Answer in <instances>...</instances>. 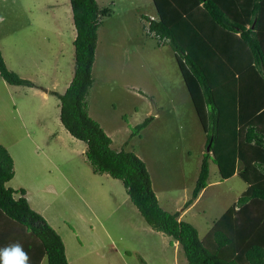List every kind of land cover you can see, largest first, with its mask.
I'll use <instances>...</instances> for the list:
<instances>
[{
	"label": "rangeland",
	"instance_id": "374dc122",
	"mask_svg": "<svg viewBox=\"0 0 264 264\" xmlns=\"http://www.w3.org/2000/svg\"><path fill=\"white\" fill-rule=\"evenodd\" d=\"M96 2L110 14L101 16L97 27L87 112L111 138L112 148L132 150L144 161L161 207L182 211L181 219L202 238L247 184L236 173L220 178L209 156L205 185L183 210L205 151L204 132L172 49L146 28L144 16L156 15L153 3ZM73 36L68 0H0L2 58L33 83L10 84L0 76V143L14 169L6 185L27 188L28 203L41 206L60 235L68 264H184L178 243L143 220L118 178L91 170L85 143L58 119V100L44 85L56 78V90L62 91L68 83ZM153 108L151 121L128 137ZM48 182L53 187L46 190Z\"/></svg>",
	"mask_w": 264,
	"mask_h": 264
},
{
	"label": "trees",
	"instance_id": "16d2710c",
	"mask_svg": "<svg viewBox=\"0 0 264 264\" xmlns=\"http://www.w3.org/2000/svg\"><path fill=\"white\" fill-rule=\"evenodd\" d=\"M74 27L73 71L58 100V119L83 151L91 170L118 178L143 220L169 235L182 250L184 264H264V0H151L154 17L146 28L168 43L194 112L204 147L187 207L204 187L211 156L219 177L236 173L247 184L212 221L202 238L177 210L160 206L144 161L132 150L114 149L111 139L87 112L85 95L101 16L96 0H68ZM0 76L10 84L33 85L9 69L0 52ZM152 118L135 123V135ZM127 140L124 141L126 143ZM13 159L0 143V248L19 242L30 264H68L60 235L33 209L24 187L7 186Z\"/></svg>",
	"mask_w": 264,
	"mask_h": 264
},
{
	"label": "clouds",
	"instance_id": "9594fccd",
	"mask_svg": "<svg viewBox=\"0 0 264 264\" xmlns=\"http://www.w3.org/2000/svg\"><path fill=\"white\" fill-rule=\"evenodd\" d=\"M0 264H29V256L23 245L15 242L0 248Z\"/></svg>",
	"mask_w": 264,
	"mask_h": 264
},
{
	"label": "crops",
	"instance_id": "0c3cea01",
	"mask_svg": "<svg viewBox=\"0 0 264 264\" xmlns=\"http://www.w3.org/2000/svg\"><path fill=\"white\" fill-rule=\"evenodd\" d=\"M98 39V37L96 36V40ZM96 45V44H95ZM56 68L58 69V65H56ZM72 75V74H71ZM71 78V77H70ZM69 78H68V82H69ZM57 82H58V79H56V78H53V80L52 81H50L48 84H41V85H44V86H47L48 85V87H50L49 89L50 90H56V86L58 85L57 84ZM68 83L66 82V83H64L63 85H62V88H63V90H64V88L66 87V85H67ZM40 86V85H39ZM62 90V91H63ZM57 91V90H56ZM62 91H58V92H62ZM37 94L39 95V96H41V98L42 99H44V97L46 96V92H43V91H41V89L40 90H37ZM156 112H157V110H156ZM152 119V118H151ZM151 121V120H150ZM149 121V122H150ZM148 122V123H149ZM147 123V124H148ZM64 128V127H63ZM111 139V138H110ZM111 143V142H110ZM53 187L52 186V184L50 183V182H48V183H46L45 184V189L46 190H48V189H52L51 187ZM152 187V186H151ZM24 189H25V197H27V188H25L24 187ZM43 189L44 188H42L41 190L43 191ZM202 190V189H201ZM155 194V193H154ZM199 194V193H198ZM198 194H197V196H198ZM156 196V195H155ZM196 196V197H197ZM196 197L193 199V201L187 206V207H185V208H183V210L184 211H186L187 209H189L190 207H191V205H192V203L194 202V200L196 199ZM157 198V197H156ZM30 204V203H29ZM30 206L31 207H33L32 206V204H30ZM161 206V205H160ZM35 210H37V211H41V206H40V208L38 209V208H36V207H33ZM41 213V212H40ZM42 214V213H41ZM183 213H182V211H179V215H178V218H181V215H182ZM43 215V214H42ZM49 223H50V221L49 220H47ZM51 225H52V227H54V225L52 224V223H50ZM55 228V227H54ZM56 229V228H55ZM65 248V247H64ZM64 251H65V254H66V257H67V260H68V255H67V252H66V249H64ZM41 261H45V258H44V256L43 257H41L40 258V260L38 261V263L37 264H40L41 263ZM45 263H46V261H45ZM29 264H30V262H29Z\"/></svg>",
	"mask_w": 264,
	"mask_h": 264
},
{
	"label": "water",
	"instance_id": "95a60500",
	"mask_svg": "<svg viewBox=\"0 0 264 264\" xmlns=\"http://www.w3.org/2000/svg\"><path fill=\"white\" fill-rule=\"evenodd\" d=\"M155 112H156V109L153 108V109L150 111V114L152 115V114H154ZM209 144H210V139L208 140V142H207L206 145H205V150H206V151L209 150Z\"/></svg>",
	"mask_w": 264,
	"mask_h": 264
}]
</instances>
